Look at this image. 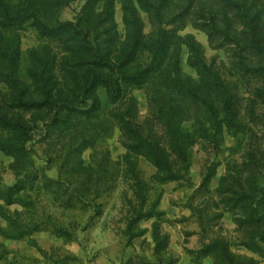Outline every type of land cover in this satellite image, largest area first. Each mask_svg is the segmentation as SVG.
<instances>
[{
    "label": "rangeland",
    "instance_id": "rangeland-1",
    "mask_svg": "<svg viewBox=\"0 0 264 264\" xmlns=\"http://www.w3.org/2000/svg\"><path fill=\"white\" fill-rule=\"evenodd\" d=\"M83 1L48 21L75 20ZM108 1L113 52L124 45V7L144 39L155 32L137 0ZM146 1L174 34L162 68L124 101L97 87L94 118L32 124L0 80V113L30 122L20 136L0 130V145L23 139L24 149L0 148V264H264V0ZM6 38L18 39L20 88L35 94L28 75L43 50L61 76L62 41L30 23ZM148 62L140 50L132 66Z\"/></svg>",
    "mask_w": 264,
    "mask_h": 264
},
{
    "label": "trees",
    "instance_id": "trees-1",
    "mask_svg": "<svg viewBox=\"0 0 264 264\" xmlns=\"http://www.w3.org/2000/svg\"><path fill=\"white\" fill-rule=\"evenodd\" d=\"M70 1L72 0H0V65L3 68L0 80L10 91L17 93L18 90L19 96L10 100L9 107L30 112L32 117L35 115L30 119L32 124L36 121L43 122L46 116H49L51 126L65 127L70 126L77 118H94L100 107L95 94L99 86L105 89L109 102L124 101L129 88L143 86L161 70L174 38L172 30L162 29L164 22L158 17L159 13L154 5L146 0H137L155 23L156 30L149 38L144 39L138 15L132 7H124L126 35L123 49L120 53H115L112 49L116 40L112 4L108 0H84L75 20L58 21L53 18L48 21V16L56 8ZM99 2L103 6L97 11L96 5ZM27 23L38 30L41 36L62 41L68 53L62 57V65L66 67L61 69L60 77L55 73L53 54L43 50L41 55L33 56L37 67L29 71L28 76L35 88L34 95L28 93L24 86L20 88L17 78L18 39L10 42L6 38V34L14 36ZM100 28L101 32L98 31ZM101 34L106 35L107 39H99ZM140 50L147 52L149 62L143 67L133 68L132 63ZM190 51L193 52L191 49ZM169 72L174 76L173 81H177L178 69L173 67ZM80 102L84 105H78ZM10 115V111L0 113V130L12 134L19 132L20 136L30 129V122H25L22 118L14 120ZM22 140L15 145H0V148L9 153H22ZM170 148L180 150L173 140L170 141ZM156 156L149 157L155 166L160 170H169L166 162L160 161Z\"/></svg>",
    "mask_w": 264,
    "mask_h": 264
}]
</instances>
